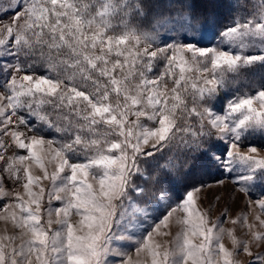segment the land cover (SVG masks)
<instances>
[{"label": "snow or ice", "instance_id": "snow-or-ice-1", "mask_svg": "<svg viewBox=\"0 0 264 264\" xmlns=\"http://www.w3.org/2000/svg\"><path fill=\"white\" fill-rule=\"evenodd\" d=\"M0 6L12 12L0 20V264H264V144L248 140L264 139V77L215 110L264 69V0L214 46H200L210 17L184 0ZM201 158L258 210L251 220L225 228L227 207L210 220L198 206L211 187ZM178 173L190 183L173 203Z\"/></svg>", "mask_w": 264, "mask_h": 264}, {"label": "rangeland", "instance_id": "rangeland-1", "mask_svg": "<svg viewBox=\"0 0 264 264\" xmlns=\"http://www.w3.org/2000/svg\"><path fill=\"white\" fill-rule=\"evenodd\" d=\"M14 0H4V4L7 6H11V3ZM184 2L192 7V9L196 12L207 13L210 17L209 25L203 30L200 34V46H214L217 45L219 40V31L221 27L230 21V18L234 13L240 11L242 15H247L248 10H257L259 8V0H251L248 4V10H242L235 7V0L223 1L220 3L219 0H184ZM159 3L162 5L165 4V0H159ZM3 11V7L0 6V12ZM12 16V12H8L7 15H0V20H8ZM162 66L157 65V71L160 70ZM262 77H264V69H255L250 73H245L241 75L239 78L234 80L226 89L227 95H221L220 100L216 103L215 110L217 112H221L226 105L227 100L232 97L242 94L248 91L250 88L258 86V82L261 81ZM2 90V89H0ZM21 130H24L23 128ZM46 138L51 136H56L59 139L58 134L54 131L45 130L44 132ZM248 140L259 146L264 144V139L259 136L249 137ZM223 143H217L215 145V149L217 153L223 151ZM242 150L246 151V147ZM23 154V153H22ZM201 163L203 164V170L201 173H198L197 176L200 179H203L206 185H211V187H205L203 192L201 193V198L197 201V204L200 208L207 209L210 207L209 218L210 220H215L225 207L228 208L227 218L222 221V225L225 228L232 227L230 223V218L234 217L239 212H245L249 215V219L252 218V213L258 211L257 209H248L245 207L244 201L245 197L242 193L235 191L233 185L230 180L225 177V175L221 174L218 168L213 165H210L205 158H201ZM33 174L34 175H42L39 169L33 165ZM52 168L49 167V171ZM183 171V169L181 170ZM217 179H224L225 183L223 186H218L215 181ZM41 183L47 186L48 181H41ZM190 183L189 180H186L182 177L181 173L177 174L176 180L172 184V192H173V203L176 202L178 197H182L186 191V184ZM22 191V189H20ZM38 191V189H36ZM219 197V200L216 199ZM255 199V197H253ZM59 204L53 201V207H58ZM164 205H161V211H163ZM54 216V214H53ZM73 221L77 220L78 217L73 216ZM151 223V220L149 221ZM55 227V225H53ZM145 228H148V224H145ZM4 224L0 222V234H3ZM150 230V229H149ZM170 230L174 234L178 230V226L173 222L170 224ZM9 231L11 229L9 228ZM238 235H242L241 230L238 228ZM158 241L163 242L169 237H155ZM195 242H199L198 240ZM224 242L226 246H230V242L225 235ZM125 250L132 251L134 254V248H130L127 243H125ZM254 251L256 249L254 248ZM242 260H247L248 257L241 254L239 257ZM112 258H110L111 264Z\"/></svg>", "mask_w": 264, "mask_h": 264}, {"label": "trees", "instance_id": "trees-1", "mask_svg": "<svg viewBox=\"0 0 264 264\" xmlns=\"http://www.w3.org/2000/svg\"><path fill=\"white\" fill-rule=\"evenodd\" d=\"M223 1H228V0H219L220 3H223Z\"/></svg>", "mask_w": 264, "mask_h": 264}]
</instances>
